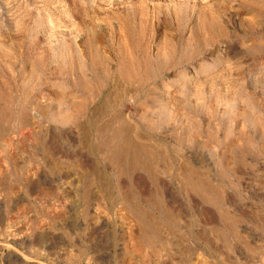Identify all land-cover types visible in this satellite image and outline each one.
Returning <instances> with one entry per match:
<instances>
[{
  "label": "rangeland",
  "instance_id": "1",
  "mask_svg": "<svg viewBox=\"0 0 264 264\" xmlns=\"http://www.w3.org/2000/svg\"><path fill=\"white\" fill-rule=\"evenodd\" d=\"M124 119L169 149L157 183L144 169L118 179ZM185 164L218 194L187 189ZM110 177L160 188L177 221L143 205L164 244L141 241ZM258 210L264 0H0V264H264Z\"/></svg>",
  "mask_w": 264,
  "mask_h": 264
},
{
  "label": "bare ground",
  "instance_id": "2",
  "mask_svg": "<svg viewBox=\"0 0 264 264\" xmlns=\"http://www.w3.org/2000/svg\"><path fill=\"white\" fill-rule=\"evenodd\" d=\"M150 69V68H149ZM151 70V69H150ZM157 71V70H156ZM151 72V71H150ZM158 73V72H156ZM131 75V74H130ZM93 76V75H92ZM135 76V75H134ZM149 76V75H148ZM136 77V76H135ZM123 98V95H119L118 91L113 92H108V95L105 97L104 102H102L103 104L96 107L95 110H93L92 114L90 116H93L95 119L98 116H101L102 114L106 113L108 108L110 110V107L115 105L116 103H118V101H120ZM92 99V98H91ZM79 104V103H78ZM101 104V103H100ZM117 110V109H116ZM2 112V111H1ZM46 114V113H45ZM108 114V113H107ZM116 118H120L121 117V112L117 111L114 114ZM25 119V118H24ZM93 121V119H92ZM111 121V120H110ZM152 121V120H151ZM99 122V121H98ZM95 123V121H94ZM102 123V122H101ZM101 123H100V127H101ZM112 122H106L105 124H103V128L105 127H110V124ZM154 123V121L152 122V124ZM157 123V122H156ZM155 123V124H156ZM160 123V122H159ZM98 125V123H96ZM159 125V124H157ZM95 126V125H92ZM136 128V129H135ZM130 123V121L128 122V120L124 119L122 120V122L120 124H118L115 127V131H118V129H120L122 132V134L124 135L123 138H121L122 140L117 143L119 144V149L118 148H114V151H110L109 154L108 152H105L106 155L108 154L109 158L110 157H115L116 156V162H115V167H116V171H117V175L119 176L118 179H120V177L124 176V175H132L136 170L139 169H144L145 171H147V173L149 174V176L153 179L154 182H158V178H157V172L155 169L158 167L156 164L155 166H153L154 162L156 161L157 157H161L163 161L167 162L169 161V158L167 157L168 153H166V150H169L166 148V150L163 148H159L158 146V150H154L152 147L150 148L146 142L142 143L139 142L137 139H133L134 137L131 138V133L132 132H136L138 133L139 136H143L141 131L139 132V130L137 129V126H135ZM150 128V127H149ZM97 129V128H96ZM101 129V128H100ZM99 129V130H100ZM105 131V130H104ZM83 132V131H82ZM86 132V131H84ZM83 132V133H84ZM87 134V133H86ZM133 134V133H132ZM103 135V134H102ZM118 135V134H117ZM116 135V136H117ZM135 135V134H134ZM133 135V136H134ZM84 137V136H83ZM114 137V136H113ZM139 138V137H138ZM112 139V138H111ZM120 139V138H119ZM118 139V140H119ZM84 140V139H83ZM90 140V139H89ZM92 141V140H91ZM104 141V140H103ZM148 141V140H147ZM90 142V141H89ZM108 142V141H107ZM106 142V143H107ZM105 143V142H104ZM157 143V142H156ZM111 144V143H110ZM106 145V144H105ZM104 145V146H105ZM111 146V145H110ZM116 146V145H115ZM163 147V146H162ZM95 148V147H94ZM110 148V147H109ZM98 149V148H97ZM117 151H119V153L116 155ZM160 151V152H159ZM166 151V152H165ZM172 151V150H171ZM51 158V157H50ZM108 158V157H107ZM114 159V158H113ZM110 160V159H109ZM160 160V159H159ZM172 160V159H171ZM82 161V160H81ZM115 161V160H114ZM161 161V162H163ZM114 163V162H113ZM159 163V161H158ZM177 163V162H175ZM182 163L184 164V162L182 161ZM181 163V164H182ZM188 164V163H186ZM185 164V165H186ZM164 165V164H163ZM166 165V164H165ZM177 165V164H176ZM174 167V166H173ZM179 167V166H178ZM181 167H185L186 169H184V171L186 170L185 173V181H186V186L187 189H194V191H196L197 193H199L203 198L205 197L206 200L210 197L206 196L207 193L212 192L215 194H218L217 189L212 185V184H208L203 176L200 175H196L195 173L198 171L195 170V168L193 169L191 166L186 165V166H182ZM202 172V171H201ZM204 172V171H203ZM86 173V172H85ZM95 174V178L94 181L95 182H105V177L103 175H101L99 173V169L97 167L92 168L90 171H87L86 176H88L89 178L91 177V175ZM104 174V173H103ZM196 175V176H195ZM91 177V179H93ZM183 178V177H182ZM109 183H111V185H114V187L117 185V190L118 193L116 196L112 197L113 192L108 191V196L109 198L114 200V203L119 200L122 199V202L124 204H127V206L134 212V214L140 219V223L139 225V236L141 238V241L145 240V243L148 244H156L161 242L160 244H164V240H165V236H162V233L160 232L161 230V224L158 222L157 218L155 217V213L153 214L148 208L144 207L143 204L148 205L150 208L152 207L153 209H155L156 211L160 212V214H163V216L167 219H170V221H177L175 220L173 213L165 206V204L163 203V197H162V193L160 191V188H158V186L156 188H150L148 190H144V189H138V188H133L131 185L127 184V183H119L116 178L112 179L111 177L109 178ZM115 180V181H114ZM156 182V183H157ZM108 184V182H106ZM102 184V183H101ZM106 184V185H107ZM159 185V184H158ZM102 186V185H101ZM140 188V187H139ZM147 189V188H146ZM108 190V189H107ZM116 190V189H115ZM222 194V193H221ZM221 196V195H220ZM166 203V202H165ZM129 209V210H130ZM259 211V210H258ZM262 211V210H261ZM259 211V213L261 214V216H264V212ZM264 218V217H263ZM224 219V218H223ZM166 220V219H165ZM207 221V220H206ZM212 221V220H211ZM216 222V221H215ZM176 223V222H175ZM174 223V224H175ZM196 223H194L191 220H187L186 224H184L183 226H185L187 228L188 231L192 232L194 229V225ZM177 225V224H176ZM175 225V226H176ZM226 225V224H225ZM172 226V224H171ZM170 226V227H171ZM174 226V225H173ZM172 226V227H173ZM204 226V225H203ZM229 226V225H227ZM169 227V226H168ZM167 227V228H168ZM169 227V229H170ZM177 227V226H176ZM215 227V226H214ZM223 227V226H222ZM166 228V227H165ZM229 230H231V226L227 227ZM176 229V228H175ZM216 228H213L214 232L217 230H215ZM164 230V229H163ZM171 230V229H170ZM212 230V231H213ZM223 231V230H222ZM235 232V231H234ZM218 235L223 238V236L225 237V235L221 234V232H217ZM224 233H226V231H224ZM178 232H174V235H178ZM199 234V233H198ZM201 235V234H200ZM184 237V236H183ZM181 238V237H180ZM179 238V239H180ZM182 239V238H181ZM224 239V238H223ZM167 242V241H166ZM168 245V244H167ZM165 247V245H164ZM174 254V253H173ZM176 256V255H175ZM179 256V255H178ZM171 257H169L170 259ZM178 259V258H175ZM174 260V259H173ZM182 261V260H181ZM180 261V262H181ZM231 261V260H230ZM177 262H175L176 264ZM166 264V263H165ZM182 264V262H181Z\"/></svg>",
  "mask_w": 264,
  "mask_h": 264
}]
</instances>
